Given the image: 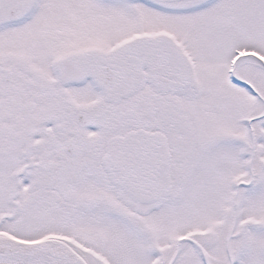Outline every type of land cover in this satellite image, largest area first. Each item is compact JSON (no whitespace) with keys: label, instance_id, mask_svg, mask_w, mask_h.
<instances>
[{"label":"snow or ice","instance_id":"1","mask_svg":"<svg viewBox=\"0 0 264 264\" xmlns=\"http://www.w3.org/2000/svg\"><path fill=\"white\" fill-rule=\"evenodd\" d=\"M0 264H264V0H0Z\"/></svg>","mask_w":264,"mask_h":264}]
</instances>
